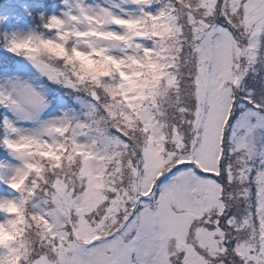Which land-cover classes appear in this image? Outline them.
<instances>
[{"label": "snow or ice", "instance_id": "6c2138e0", "mask_svg": "<svg viewBox=\"0 0 264 264\" xmlns=\"http://www.w3.org/2000/svg\"><path fill=\"white\" fill-rule=\"evenodd\" d=\"M0 48V107L79 105L3 120L0 264H264V0H0Z\"/></svg>", "mask_w": 264, "mask_h": 264}, {"label": "rangeland", "instance_id": "374dc122", "mask_svg": "<svg viewBox=\"0 0 264 264\" xmlns=\"http://www.w3.org/2000/svg\"><path fill=\"white\" fill-rule=\"evenodd\" d=\"M89 4L96 3V4H105L107 0H87ZM59 3V1L57 2ZM5 8L8 7L7 4L4 5ZM61 7H63L61 5ZM27 27H25V31H27ZM6 54L3 48H0V60H4ZM20 58H17L19 60ZM27 64V61H24ZM31 69V73L33 75H25L23 77L24 80L32 83L36 86L39 90L43 92V94L47 97L49 101V106L45 108L42 112L38 113L35 118H28L22 117L17 119L16 114L8 108L5 109L6 119L12 120L17 127L23 128L26 131H30L36 126H38L39 122L41 121H49L52 119H56L59 115H63L67 112L70 108L76 109L79 107L78 102L75 101L74 98L67 95L68 89L64 88V86L57 84L52 81H47L46 77L41 76L31 65H28ZM6 85L3 82H0V88L5 87ZM5 154V149L0 153V155ZM9 161L13 164H18L19 161H16L13 157L9 156ZM0 163H5V161L0 160Z\"/></svg>", "mask_w": 264, "mask_h": 264}, {"label": "trees", "instance_id": "16d2710c", "mask_svg": "<svg viewBox=\"0 0 264 264\" xmlns=\"http://www.w3.org/2000/svg\"><path fill=\"white\" fill-rule=\"evenodd\" d=\"M59 0H57L58 2ZM6 119L4 107H0V137L6 134V129L3 127V120ZM3 148H0V153L3 151ZM1 156V155H0Z\"/></svg>", "mask_w": 264, "mask_h": 264}]
</instances>
